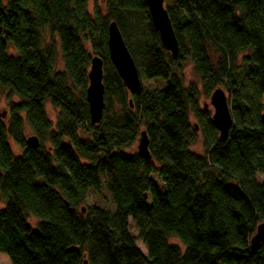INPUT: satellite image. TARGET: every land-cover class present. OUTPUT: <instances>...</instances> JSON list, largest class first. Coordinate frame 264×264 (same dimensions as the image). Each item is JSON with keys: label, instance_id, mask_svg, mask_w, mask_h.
I'll list each match as a JSON object with an SVG mask.
<instances>
[{"label": "trees", "instance_id": "obj_1", "mask_svg": "<svg viewBox=\"0 0 264 264\" xmlns=\"http://www.w3.org/2000/svg\"><path fill=\"white\" fill-rule=\"evenodd\" d=\"M86 5L0 0V89L7 101L0 111V253L10 264H264V243H250L264 222V182L255 178L264 173V0H171L165 8L176 58L161 45L145 0H105L104 12L92 15ZM112 20L139 76L165 86L129 93L109 60ZM7 42L17 56L7 55ZM95 55L103 61L105 106L93 125L85 90ZM187 62L205 96L226 90L232 124L225 141L200 106L198 87L184 84ZM46 102L57 110L54 125ZM24 124L36 148L26 144ZM195 127L202 155L190 150ZM141 131L148 161L129 150ZM102 176L113 210L78 209L89 191L100 192ZM28 215L39 221L36 229Z\"/></svg>", "mask_w": 264, "mask_h": 264}, {"label": "water", "instance_id": "obj_2", "mask_svg": "<svg viewBox=\"0 0 264 264\" xmlns=\"http://www.w3.org/2000/svg\"><path fill=\"white\" fill-rule=\"evenodd\" d=\"M150 22L153 29L158 33L161 45L170 53L173 58L178 54V42L164 6V0H145ZM107 47L109 60L118 76L122 79L129 93L139 94L141 92V81L138 69L131 57L121 32L114 20L107 25ZM88 84L85 90L88 106L89 121L91 124L100 122L104 111V84L103 61L98 56H92L87 72ZM210 104L213 112L210 116L211 124L218 131V139L225 141L228 138L232 124V117L224 91L217 87L210 94ZM206 104H204V108ZM261 121L264 124V113L261 114ZM196 129V127H195ZM29 147L36 148L38 139L35 135L26 138ZM137 154L150 160L148 151V139L146 133L141 131L137 140ZM253 247L264 243V222L256 226L255 233L250 239ZM86 262H84L85 264Z\"/></svg>", "mask_w": 264, "mask_h": 264}, {"label": "rangeland", "instance_id": "obj_3", "mask_svg": "<svg viewBox=\"0 0 264 264\" xmlns=\"http://www.w3.org/2000/svg\"><path fill=\"white\" fill-rule=\"evenodd\" d=\"M171 0H166L164 1V6H168L170 5ZM87 11L92 15L93 11L95 8H98L100 11L104 12L105 10V0H87V5H86ZM43 36L45 38V40H47L50 35L47 32V29H45ZM54 40H56V37H53ZM56 50L58 53L57 59H56V64H57V69L60 70V68H62V61H61V57H60V51H59V45L56 43ZM6 53L8 56H17V51L15 50V48L13 47L11 42H7V49H6ZM207 53L208 56L210 57V60L212 61V63H215L216 59H217V54L215 53V51L213 50V48H211V46H209L207 48ZM248 54V52H245L243 54H240L238 56V60H240V58L245 55ZM183 79H184V84L187 85L188 83H194L199 91H200V97H199V104L200 106H204V104H206V110L209 111V114L211 116L212 112H213V107L210 104V94L208 96H205L203 93V89L200 83L199 78L194 74L193 69H192V65L187 62L184 67H183ZM140 81H141V87L143 88H148V89H152V88H160L165 86V81L163 79H145L143 77H140ZM225 95H226V90L223 87H220ZM12 100H16L15 97L12 98ZM7 107V101H6V90L4 89H0V111L5 110V108ZM53 109L47 108V116L49 119H51L52 121V125L55 124V114L53 113ZM56 113V112H55ZM190 122L192 125L196 124L195 119L193 118V116L189 117ZM23 131H24V135L25 138L33 135V132L30 130V128L24 124L23 127ZM79 135L81 137H88L87 134H84L83 132H79ZM138 140V138H137ZM137 140L134 142V144L129 148V150L136 152L137 151ZM10 148L12 150V153L17 156L21 154V149L19 146H17L11 139H8ZM190 150L197 153V154H203V147H202V137H201V133L199 130L196 129V140L195 142L190 146ZM152 180L154 181L157 189L159 191H163V185L160 181V179L156 176V175H152L151 176ZM255 178L258 182H264V173L262 174H256ZM149 199V197H148ZM91 207H100V208H104L106 210L112 211L113 210V205L111 202V198L109 196V192L107 189V185H106V180L105 177L102 176V186L100 189V192L98 194H94L91 191H89L87 193L86 199L84 200V202H82L79 206V208H91ZM38 220L32 216V215H28L27 216V223L33 228L36 229L37 225H38ZM128 230L130 232V234L132 235H136L135 230L133 229L132 223L128 222ZM168 243L170 244H177L181 250H183V247L181 245V243L174 237H170L168 238ZM136 246L141 250L142 253H146L145 248L143 247V245L139 242L136 241ZM8 263V258L4 253H0V264H7Z\"/></svg>", "mask_w": 264, "mask_h": 264}, {"label": "crops", "instance_id": "obj_4", "mask_svg": "<svg viewBox=\"0 0 264 264\" xmlns=\"http://www.w3.org/2000/svg\"><path fill=\"white\" fill-rule=\"evenodd\" d=\"M56 67H57V66H56ZM60 70H61V68H60ZM50 107L52 108V106L49 104V102H46V103H45V110H46V113H47V108H50ZM52 109H53V108H52ZM53 111H54L53 113L55 114L54 116L56 117V113H55V112H57V110L53 109ZM50 120H51V119H50ZM51 122H52V121H51ZM7 264H10V263H9V260H8V263H7Z\"/></svg>", "mask_w": 264, "mask_h": 264}]
</instances>
